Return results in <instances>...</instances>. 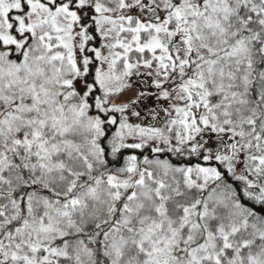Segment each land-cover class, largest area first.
I'll return each mask as SVG.
<instances>
[{
  "label": "snow or ice",
  "instance_id": "6c2138e0",
  "mask_svg": "<svg viewBox=\"0 0 264 264\" xmlns=\"http://www.w3.org/2000/svg\"><path fill=\"white\" fill-rule=\"evenodd\" d=\"M0 264H264V0H0Z\"/></svg>",
  "mask_w": 264,
  "mask_h": 264
}]
</instances>
